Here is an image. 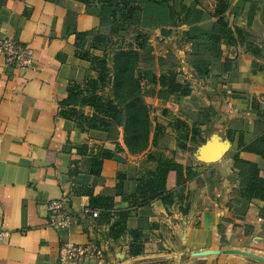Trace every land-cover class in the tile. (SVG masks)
<instances>
[{
	"label": "crops",
	"instance_id": "0c3cea01",
	"mask_svg": "<svg viewBox=\"0 0 264 264\" xmlns=\"http://www.w3.org/2000/svg\"><path fill=\"white\" fill-rule=\"evenodd\" d=\"M185 4L191 5L192 0H185ZM198 8L213 13L215 2L206 0ZM225 16L233 30L243 32L242 42L238 38L235 46L222 45L233 71L224 73L221 61L218 66L212 62L210 75L199 78L192 67V44L185 41L183 51H178L181 64L176 80L190 84L191 95L179 102L145 97L154 124L167 127L158 147L132 155L120 128L123 151L116 155L118 160L103 164L102 176L107 180H114L119 171L126 173L129 194L135 192L140 174L154 168V163L147 162L151 152H162L197 173L172 206L165 207L161 201L152 204L142 233L145 253L131 257L129 234L118 240L108 236L117 218L110 224L99 223L89 212L88 197L69 195L68 171L72 162L80 159L77 148L102 145L98 139L102 134L89 135L61 114L68 87L96 77L89 63L77 56L76 40L81 33L92 40L100 31L98 18L77 0H0V41L12 38L29 45L36 60L33 69L22 71L6 68L0 57V264H61L60 249L67 243H93L103 252L102 260L78 264H134L147 258L160 259L137 264H264L226 253L242 250L264 257L263 203H251L243 217L232 205L240 186L233 159L239 152V139L248 144L264 133V104L260 102L264 96V0H230ZM165 29L170 35L164 36L162 28L146 29L149 42L159 48L157 42L165 43L175 32L184 35L191 26ZM95 54L101 55L99 51ZM253 101L261 108L260 117L252 111ZM77 109L85 115L92 113L89 107ZM204 109L214 112L209 125L202 127L209 129L206 144L193 147V152L177 148L176 133L169 125L176 120L191 125L194 114ZM209 144L214 145L211 154L221 153L211 164L201 159ZM239 158L261 162L259 156L248 152L240 151ZM81 178L92 181L85 175ZM59 200L66 202L71 219L68 228L57 231L49 224L48 204ZM115 203L117 210L129 208L121 197H116ZM139 226V212L132 211L127 228L130 231ZM200 252L211 254L197 256Z\"/></svg>",
	"mask_w": 264,
	"mask_h": 264
},
{
	"label": "trees",
	"instance_id": "16d2710c",
	"mask_svg": "<svg viewBox=\"0 0 264 264\" xmlns=\"http://www.w3.org/2000/svg\"><path fill=\"white\" fill-rule=\"evenodd\" d=\"M85 4L87 12L99 20L100 31L92 40L88 34H77V56L88 62L95 78H88L84 84H72L68 87V99L62 104V116L74 121L81 131L87 134L100 133L98 138L102 145L91 149L87 145L77 148L79 160L72 162L68 171L71 182L69 195L89 198L91 210L99 211L97 221L110 224L113 217L117 220L111 225L108 236L118 240L129 234L132 241L129 255L139 257L145 253L146 238L143 231L147 228V220L151 215V206L161 201L165 207L172 206L179 193H184L186 184L197 177L190 167H184L174 158L155 151L147 156V162L154 163V168L144 170L136 181V190L129 194L126 189V173L119 171L114 180L102 176L103 164L123 151L119 143L120 128L123 129V141L132 155H139L150 147L157 148L165 135L167 127L155 123L151 117V108L145 102L149 95L157 96L163 101L179 102L192 93L190 84L177 82V72L168 70L160 76L152 73L146 75L149 84L158 90L144 92L141 82L143 73L138 66L140 54L150 48L149 37L145 32H138L135 40L143 39L137 49L129 51L116 50L109 66L108 46L111 39L128 33L132 27L144 29L162 28L164 36L170 35L167 27L189 25L191 30L185 32L186 40L193 46L192 67L196 75L203 79L210 75L211 63L218 66L221 61L223 72H232V60L222 50L226 46L242 42V31L233 30L225 14L230 8V0H211L215 2L213 13L200 10L206 0H192L186 5L185 0H77ZM215 19V20H214ZM103 30V31H102ZM99 51L101 55L95 53ZM255 56H259L252 51ZM225 57V58H224ZM145 76V75H144ZM78 106L89 107L91 115H85ZM252 111L260 117L262 112L255 101L251 104ZM212 110H200L192 117V124L176 120L169 125L176 133L177 148L193 152V147L206 143L208 131L202 127L209 125L214 117ZM228 138L232 140L231 132ZM190 144L191 146H188ZM239 152L253 153L260 158V163H251L234 156L235 168L239 172L240 186L235 192L233 206L241 217L247 213L248 206L253 202L264 205V133L246 144L242 137L238 144ZM91 178L84 182L81 176ZM109 185H115L109 189ZM103 188V189H102ZM100 189V190H98ZM121 197L128 203L126 210H117L115 198ZM132 211L139 212L140 226L136 230H128L127 221ZM264 212V208H263Z\"/></svg>",
	"mask_w": 264,
	"mask_h": 264
},
{
	"label": "built area",
	"instance_id": "2783aa9c",
	"mask_svg": "<svg viewBox=\"0 0 264 264\" xmlns=\"http://www.w3.org/2000/svg\"><path fill=\"white\" fill-rule=\"evenodd\" d=\"M0 57L8 69L27 71L33 69L36 64L33 49L12 38H4L0 41ZM260 102L264 104V96L260 97ZM66 207L64 200L52 201L48 204L49 224L57 231L64 230L70 225L71 218ZM89 212L94 218L99 216L97 210H89ZM103 258V252L93 243L86 245L67 243L61 247L59 254L61 264H78L83 260H102Z\"/></svg>",
	"mask_w": 264,
	"mask_h": 264
},
{
	"label": "rangeland",
	"instance_id": "374dc122",
	"mask_svg": "<svg viewBox=\"0 0 264 264\" xmlns=\"http://www.w3.org/2000/svg\"><path fill=\"white\" fill-rule=\"evenodd\" d=\"M103 31V30H102ZM145 32L146 29L141 28V27H132L128 29V33H124L121 35V37H114L111 39V44L109 43L108 46V61H109V66H113L112 59L114 57V52L116 50L119 51H129V50H134L137 49L139 44L143 42V39L135 40V38L138 36V32ZM147 36L150 39V35L147 34ZM187 41L185 35H181L180 33L175 32L174 35L170 36V38H166L165 43L164 42H157L159 45V48H157L156 44L153 42H149L150 48L144 51H137L138 54H140V60L138 63V66L140 67L139 70L142 71L144 80L141 82V86L143 88L144 92H152V90H158L157 87H154L152 84H149L148 80H146V75L148 73H152L156 76H160L163 73L167 72L168 70H174L177 73L178 67L181 64V61L177 58L178 56V51L182 50L183 51V43ZM164 43V44H163ZM187 43H190L187 41ZM190 51L192 53L195 52V45H191ZM157 52V55L154 53ZM164 55L165 57L163 61L159 60V56ZM193 55V54H192ZM159 60V62H158ZM192 61V59H191ZM159 74V75H158ZM148 84V85H146ZM146 86H148V89H146ZM147 97V96H146ZM203 130L208 131V128H203ZM206 138L208 134H205Z\"/></svg>",
	"mask_w": 264,
	"mask_h": 264
},
{
	"label": "water",
	"instance_id": "95a60500",
	"mask_svg": "<svg viewBox=\"0 0 264 264\" xmlns=\"http://www.w3.org/2000/svg\"><path fill=\"white\" fill-rule=\"evenodd\" d=\"M213 148H214V145L213 144H209V145L205 146L203 148V151L201 152V159L204 162L208 163V164L217 162L220 159V157H221V153L220 152H215L214 154H211V152L213 151ZM114 159L118 160V157L115 156ZM226 253L245 256V257L252 258L254 260H257V261H260V262L264 263V257L256 255V254H252V253H249V252H246V251H242V250H228V251H226ZM208 254H211V253L200 252V253H197L196 255L197 256H205V255H208ZM158 259H160V258H157V259H154V258L140 259V260L134 261V264L141 263V262L155 261V260H158Z\"/></svg>",
	"mask_w": 264,
	"mask_h": 264
}]
</instances>
